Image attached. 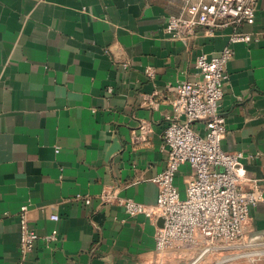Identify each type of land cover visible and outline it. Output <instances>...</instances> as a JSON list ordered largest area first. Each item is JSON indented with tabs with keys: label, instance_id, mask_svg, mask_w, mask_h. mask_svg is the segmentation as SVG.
<instances>
[{
	"label": "crops",
	"instance_id": "1",
	"mask_svg": "<svg viewBox=\"0 0 264 264\" xmlns=\"http://www.w3.org/2000/svg\"><path fill=\"white\" fill-rule=\"evenodd\" d=\"M181 0H0V264H173L155 248L157 223L130 215L153 205L166 165L163 132L182 80L231 29L167 34ZM232 44L221 111L224 151L242 153L244 191L262 199L244 238L264 239V0ZM203 131L201 123L195 124ZM188 165L176 175L184 195ZM58 240L19 249L18 212ZM51 214L59 216L54 222Z\"/></svg>",
	"mask_w": 264,
	"mask_h": 264
},
{
	"label": "built area",
	"instance_id": "2",
	"mask_svg": "<svg viewBox=\"0 0 264 264\" xmlns=\"http://www.w3.org/2000/svg\"><path fill=\"white\" fill-rule=\"evenodd\" d=\"M259 1L181 0L179 11L166 20L167 34L192 35L198 27H206L210 33L231 29V34L230 44L220 52L196 58L199 79L176 85L173 116L168 117L163 132L166 165L151 179L158 186L155 203L142 205L131 199L123 203L130 215H143L159 223L155 233L159 252L191 248L200 241L237 242L244 235L250 209L262 199L257 185L249 191L240 187L242 153L226 152L221 147L227 130L221 103L228 81L226 65L233 56L231 45L257 41L244 27L254 24ZM197 123L203 125L202 132L196 130ZM182 165L192 171L184 195L176 185ZM28 209L29 204H23L18 212L22 254L34 249L40 239L46 245L58 240L56 229L39 236L29 223ZM50 219L56 222L59 216L51 214Z\"/></svg>",
	"mask_w": 264,
	"mask_h": 264
},
{
	"label": "rangeland",
	"instance_id": "3",
	"mask_svg": "<svg viewBox=\"0 0 264 264\" xmlns=\"http://www.w3.org/2000/svg\"><path fill=\"white\" fill-rule=\"evenodd\" d=\"M164 252L173 264H264V239L250 240L243 235L234 243L200 241L191 248Z\"/></svg>",
	"mask_w": 264,
	"mask_h": 264
}]
</instances>
